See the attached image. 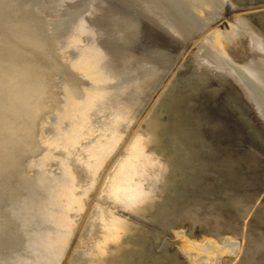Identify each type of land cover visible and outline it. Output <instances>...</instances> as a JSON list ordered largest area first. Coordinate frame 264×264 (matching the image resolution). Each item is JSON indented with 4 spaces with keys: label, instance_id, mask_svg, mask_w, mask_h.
Wrapping results in <instances>:
<instances>
[{
    "label": "bare ground",
    "instance_id": "obj_1",
    "mask_svg": "<svg viewBox=\"0 0 264 264\" xmlns=\"http://www.w3.org/2000/svg\"><path fill=\"white\" fill-rule=\"evenodd\" d=\"M241 41L250 51L248 60L242 64L230 54L232 46H238ZM195 60L197 68L193 72L170 80L152 113L154 129L146 139L132 145L133 148L107 181L106 193L111 199H123L130 214L154 226L167 230L173 229L179 221H188L187 241L193 264H264V232L260 231L259 236L252 235L247 229V221L243 228H235L237 219L226 220L220 213L221 204L217 199L204 203L201 194L210 195L208 188L196 195L198 199L194 203H189V196L182 190L195 185L201 180L200 175L219 166L212 157L214 149L205 142L200 128L203 119L189 110L193 96L202 89L216 93L232 79L244 89L264 117V9L252 12L197 52ZM213 78L223 84L218 87L211 83ZM145 91L138 96L141 98ZM138 96L70 146L80 145L81 139L93 130L108 129L127 116L132 104L141 101ZM118 141V137L106 142L95 139L83 144L79 151L92 159H100V165H92L97 174L114 152ZM45 164L8 191L0 213V264H52V260L62 258L67 248L68 235L61 228L70 221L68 215L77 206L83 210L84 200L77 193V178L67 162H61L58 172H45ZM230 191L225 189L223 192L228 200L227 206L239 217L247 219L256 207L264 204L253 203L248 200L250 196L233 195ZM195 208H204L201 217ZM261 214H264V207ZM103 215L101 211L98 217L103 218ZM220 219H225L226 223ZM108 227L109 236L104 245L97 244L96 252L102 248L108 251L110 256L106 264L179 262L167 248L162 255L153 251V255L146 256L160 240L163 229H151L134 219L121 217L112 220ZM206 229L210 231V241L206 244L195 241V231L200 230L204 234ZM227 232L230 236L225 239L224 233ZM239 235L243 238L240 245L237 243ZM113 246H116L114 250Z\"/></svg>",
    "mask_w": 264,
    "mask_h": 264
},
{
    "label": "water",
    "instance_id": "obj_2",
    "mask_svg": "<svg viewBox=\"0 0 264 264\" xmlns=\"http://www.w3.org/2000/svg\"><path fill=\"white\" fill-rule=\"evenodd\" d=\"M231 4L0 0V213L9 189L264 0Z\"/></svg>",
    "mask_w": 264,
    "mask_h": 264
},
{
    "label": "rangeland",
    "instance_id": "obj_3",
    "mask_svg": "<svg viewBox=\"0 0 264 264\" xmlns=\"http://www.w3.org/2000/svg\"><path fill=\"white\" fill-rule=\"evenodd\" d=\"M263 9L264 4L257 10ZM236 45L232 46L230 54L237 63L242 64L248 60L250 51L244 41L238 43L239 48ZM196 68L195 55H193L156 82L155 86L149 87L141 95V98L138 96L141 101L135 105L132 104L127 116L122 117L108 129L93 130L90 134H87L88 136L81 139L80 145L67 147L55 156L56 159L48 162L47 165L45 164L47 167V169L45 167V172H58L61 169L59 168L61 162H67L77 178V193L84 200L83 210H80L77 206L68 215L70 221L62 226L61 230L68 235L65 243L67 248L60 260L50 259L53 261L52 264H106L110 254L104 248L100 249V247L99 253H96L98 252L97 244H105L110 231L108 224L110 225L112 220L118 217L134 219L151 229H163L160 240L155 242L150 251L151 253L147 252V257L153 255V251H156L158 255H162L164 249L167 248L170 253L178 258L179 262L177 264H193L192 252L190 251L189 241H187L190 228L188 221H179L173 229L167 230L154 226L153 223L130 214L123 199L119 201L111 199L105 188L107 181L124 160L129 150L133 148L132 145L140 139H146L154 129L152 113L155 112L170 80L175 76H187ZM211 83L217 84L218 87L221 83L223 84V82H218L216 78H213ZM230 83H225L216 93L202 89L199 94L193 96V102L189 110L192 114L197 115L198 113L199 118L203 119L200 128L205 142L214 149L212 157L218 161L219 166L212 172L200 175L201 180L196 182L195 185H188L182 190L189 196V203H194L198 199L196 195L201 194L204 189L208 188L210 195L201 194L204 197L205 204L217 199L221 204L220 213L224 218L232 221L237 219L235 228H243L244 223L247 221V229L251 231L252 235L259 236L260 231L264 232V214H261L264 204L256 207L253 214L245 219V216H243L244 218L239 217L233 209L227 206L228 200L223 194L225 189H230L233 195L250 196L251 198L248 200L253 203L264 202V117L260 114L258 106L246 96L244 89L232 79ZM147 97H149L148 100H146ZM116 137L119 141L114 152L105 164L101 165L98 173L95 174L92 165H100V159L96 157L92 159L85 153L80 154V147L95 139L106 142ZM207 152L209 153V151ZM224 164L226 165L224 166ZM101 211L104 213L103 218L98 217ZM196 211L201 217L205 210L200 208ZM226 220L220 219L222 223H226ZM209 232V229H206L204 234L202 231L196 230L194 240L202 242V244L208 243L211 235ZM203 235L205 236L201 238ZM229 236V232L224 233L225 239ZM166 241L168 242L164 245ZM242 241L243 238L239 235L238 245ZM81 243L82 246H80ZM115 248L116 246H113L112 250ZM86 251L88 254H85ZM258 256L256 255V257ZM12 262L14 261L12 260ZM163 264L170 263L167 261Z\"/></svg>",
    "mask_w": 264,
    "mask_h": 264
},
{
    "label": "snow or ice",
    "instance_id": "obj_4",
    "mask_svg": "<svg viewBox=\"0 0 264 264\" xmlns=\"http://www.w3.org/2000/svg\"><path fill=\"white\" fill-rule=\"evenodd\" d=\"M223 3H224L226 8H231L232 7L231 0H223ZM216 19L218 21L219 19H221V17H217Z\"/></svg>",
    "mask_w": 264,
    "mask_h": 264
}]
</instances>
